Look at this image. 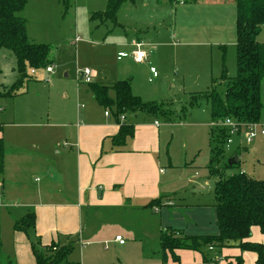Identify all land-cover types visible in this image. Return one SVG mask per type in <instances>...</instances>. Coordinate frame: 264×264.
<instances>
[{
  "label": "rangeland",
  "instance_id": "rangeland-1",
  "mask_svg": "<svg viewBox=\"0 0 264 264\" xmlns=\"http://www.w3.org/2000/svg\"><path fill=\"white\" fill-rule=\"evenodd\" d=\"M107 5V0H51L43 5L38 0L36 3L27 0L21 15L28 20L29 38L54 46V85L42 80L50 76L43 70L34 80L20 82L15 55L8 49H0V88L4 85L12 89L15 85L16 91L25 92L0 98L6 166L11 160L12 163L18 157L25 160L31 154L27 145L18 144V137L35 131L33 124L41 120L43 113L57 112L71 122L76 121L78 104L93 96L89 85L79 80V71L88 68L98 73L96 82L101 84L130 79L132 92L144 103L160 104L170 112L154 116L148 111H138L130 113L129 118L134 124L157 121L164 131L161 151L164 169L172 163L179 167L170 173L180 183L188 184L193 179L203 184L209 174V134L214 120L210 101L201 95L213 86L224 95L226 82L222 78L237 74L235 0H127L118 12L117 24L94 16L105 12ZM132 40L145 42L144 50L149 54L146 61L134 58L133 48L128 45ZM258 41L264 43V26ZM153 47L156 49L152 50ZM121 52L129 54L128 57L119 60ZM111 93L114 95V91ZM232 141L230 148L225 147L221 163H228L235 153H240L243 160L225 173L245 171L264 179V139L246 144L243 137L233 136ZM187 162L192 166L184 167ZM211 178L214 182V177ZM40 182L37 174L29 181L33 186ZM189 185L182 186L185 190L182 193L191 192ZM194 199L187 194V201ZM96 215L103 225L100 233L107 236L126 227H131L132 233H151L150 228L160 222V217H156L159 214L149 212L107 215L99 211ZM1 227V239L6 236V241L12 240L10 215L3 214ZM100 240L98 245L89 247L76 239L67 264H81L84 245L88 249L83 264H91V249L98 253L94 264H110L115 244L109 237Z\"/></svg>",
  "mask_w": 264,
  "mask_h": 264
},
{
  "label": "crops",
  "instance_id": "crops-1",
  "mask_svg": "<svg viewBox=\"0 0 264 264\" xmlns=\"http://www.w3.org/2000/svg\"><path fill=\"white\" fill-rule=\"evenodd\" d=\"M38 1L43 5L44 1L51 0ZM30 14L27 13L28 16ZM27 28L29 32V24ZM128 45L133 48L132 53L135 47L132 42ZM155 49L153 47L152 50ZM124 58L118 57L119 60ZM94 72L96 82L98 73ZM54 75L49 83H53L52 86ZM3 88L8 87L2 85L0 91ZM262 93L264 99V81ZM43 114L41 120L33 124L35 131L21 133L18 137V144L27 145L26 149L31 154L25 160L21 157L13 160V163L11 160L9 166L5 162L4 184L0 191V231L3 214L11 216L14 231L9 242L6 236H2L0 264L8 261L36 264L32 244L44 247L52 241L67 243L78 239L81 244L86 243L91 247L106 237L115 244L110 264H236L238 256L243 257L244 264H257L254 252H242L233 246L225 247L220 253L210 247L201 250H163L161 235L165 231L175 230L186 236H199L217 234L219 229L215 209L216 179L213 178V182L209 172L203 184L193 179L188 184H182L170 173L179 166L169 163L170 167L164 169L161 160L164 131L157 121L134 124L129 114L124 115L125 120L121 117L117 119L111 111L106 115L105 109L91 95L83 104H78L75 122L57 112ZM125 122L135 125V135L125 146H115L113 137ZM0 123L4 126L3 122ZM259 123L264 125V108ZM2 136L5 142L3 131ZM257 138L264 139V136ZM242 148L247 149L245 146ZM255 151H258L256 147ZM240 157L241 163L243 157ZM210 159L211 141L207 168ZM191 166L188 162L184 164V167ZM35 174L40 176L41 182L33 186L29 181ZM184 185L192 186L191 192L182 193L185 191L182 189ZM187 194H192L196 199L187 201ZM153 200L159 201V204L151 206ZM99 211H105L107 215L149 212L159 214L156 217H160V222L157 227L150 228L151 233H132L133 229L126 227L120 233H108L107 236V233H100L103 225L97 220L96 212ZM29 212L36 214L35 228L28 232L15 230L16 220ZM252 233V241L264 244V233L259 227L254 226ZM119 235L125 239L124 244L116 240ZM87 249L84 245L81 264L84 263ZM89 253L91 264H94V256L98 257V253L92 249Z\"/></svg>",
  "mask_w": 264,
  "mask_h": 264
},
{
  "label": "trees",
  "instance_id": "trees-1",
  "mask_svg": "<svg viewBox=\"0 0 264 264\" xmlns=\"http://www.w3.org/2000/svg\"><path fill=\"white\" fill-rule=\"evenodd\" d=\"M107 1L106 11L95 13L94 16H98L103 22L113 21L117 24L118 12L127 0ZM26 5L27 0H0V49H8L15 55L20 82L34 80L29 69H43L54 63V46L33 42L29 38L28 21L21 15ZM235 5L237 74L232 78H222L226 82L224 95L219 94L216 86L201 95L210 101L211 115L215 122V127L210 131L211 159L208 168L211 176L216 179L215 209L219 232L214 235L186 236L175 230L165 231L161 235V247L165 251L213 247L220 253L225 247L233 246L242 252H254L257 255V264H264V244L251 240L254 226L264 233V179H257L245 171L227 174L225 170L235 165L227 162L221 164L230 132L228 128L219 127V121L231 117L238 122H260L264 108V43L258 41L264 26V0H235ZM89 86L95 100L105 111H111L117 119L138 111H148L155 115L169 113L160 104L144 103L132 92L130 79L111 85L93 82ZM15 89V85L12 89L3 88L0 96H17L20 92ZM111 91H114L113 96ZM2 131L3 124L0 123V191L4 184L5 171V142ZM134 135L135 125L125 122L119 133L113 137V143L115 146H125ZM157 204L159 201L150 202L151 206ZM35 225L36 214L29 212L16 220L14 228L28 232ZM32 245L36 264H67L75 248L73 240L67 243L52 241L44 247ZM1 247L0 237V249ZM6 264L15 263L8 261ZM236 264H244L242 256L236 257Z\"/></svg>",
  "mask_w": 264,
  "mask_h": 264
},
{
  "label": "built area",
  "instance_id": "built-area-1",
  "mask_svg": "<svg viewBox=\"0 0 264 264\" xmlns=\"http://www.w3.org/2000/svg\"><path fill=\"white\" fill-rule=\"evenodd\" d=\"M132 45L135 47V50L132 52L134 58L139 62H144L149 57V54L144 50L145 43L143 41L133 40ZM129 54L122 53L119 58L127 57ZM40 70L46 72L49 77L43 78L42 80L49 84L51 82L52 76L55 73V66L54 64L47 66L43 69H33L31 70V74L34 77L38 74ZM154 72V70H153ZM94 75L95 72L92 69H83L79 71V80L80 82L91 84L94 82ZM106 115H109V111H106ZM122 120H125L124 116H121ZM222 122V123H221ZM222 124V125H221ZM219 126L224 128H228L230 132V137L227 139L225 144L226 148H230L231 144L233 143L232 137L233 136H242L246 142V144L252 143L257 137L264 136V125L260 124L259 122L251 123V122H238L231 117H227L219 122ZM116 240L119 241L121 244L125 243V239L119 235L116 237ZM213 247H210L212 249Z\"/></svg>",
  "mask_w": 264,
  "mask_h": 264
},
{
  "label": "water",
  "instance_id": "water-1",
  "mask_svg": "<svg viewBox=\"0 0 264 264\" xmlns=\"http://www.w3.org/2000/svg\"><path fill=\"white\" fill-rule=\"evenodd\" d=\"M241 161V157L239 155H235L229 159V165H237Z\"/></svg>",
  "mask_w": 264,
  "mask_h": 264
}]
</instances>
